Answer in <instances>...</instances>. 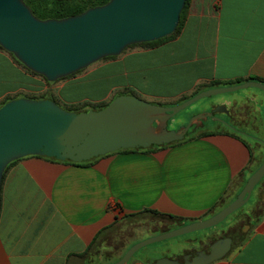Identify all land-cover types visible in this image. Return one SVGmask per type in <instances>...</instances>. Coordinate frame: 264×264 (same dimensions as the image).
<instances>
[{
  "label": "crops",
  "instance_id": "crops-1",
  "mask_svg": "<svg viewBox=\"0 0 264 264\" xmlns=\"http://www.w3.org/2000/svg\"><path fill=\"white\" fill-rule=\"evenodd\" d=\"M248 78L264 81V0H191L174 39L129 48L49 85L0 50V103L46 93L63 105L100 103L133 91L174 106L196 91ZM242 99L218 103L264 114V96ZM237 136L215 130L149 150H119L83 165L36 156L18 160L1 187L0 264L115 263L146 239L121 234L127 224L155 217L145 211L188 221L230 204L257 162L250 144ZM128 215L136 216L126 220ZM251 232L232 257L211 264H264V217ZM109 240L121 245L106 253ZM154 256H135L128 264H153Z\"/></svg>",
  "mask_w": 264,
  "mask_h": 264
},
{
  "label": "water",
  "instance_id": "water-1",
  "mask_svg": "<svg viewBox=\"0 0 264 264\" xmlns=\"http://www.w3.org/2000/svg\"><path fill=\"white\" fill-rule=\"evenodd\" d=\"M186 0H110L63 19L41 20L24 0H0V47L33 73L56 82L128 47L153 42L173 34ZM246 88L264 93V82L208 89L174 106L154 104L135 95H119L101 110L72 112L51 99L16 98L0 106V205L7 166L28 156L87 162L119 150L149 149L180 142L189 129L198 128L226 106L198 114L177 130L168 122L196 101ZM224 122V121H223ZM264 178V160L247 179L234 201L204 221L193 222L134 244L112 264H128L142 248L170 238L214 227L242 208ZM264 199V195H263ZM230 244L218 243L194 254L190 264H211L222 259ZM149 256L141 260L148 259ZM156 264H174L163 258Z\"/></svg>",
  "mask_w": 264,
  "mask_h": 264
},
{
  "label": "rangeland",
  "instance_id": "rangeland-1",
  "mask_svg": "<svg viewBox=\"0 0 264 264\" xmlns=\"http://www.w3.org/2000/svg\"><path fill=\"white\" fill-rule=\"evenodd\" d=\"M249 93H255L260 96H264V93L257 89V88H246L242 90H238L236 92H229L224 93L208 98H203L192 105L186 107L185 109L181 110L179 113H177L174 118L168 123V129L169 130H177L183 125H186L192 117L204 113L209 112L212 109H214L216 106H226V105H220L218 103L219 99L222 100H229L232 102L235 101H243L242 98L247 97ZM37 96L40 95H35ZM45 97H47L45 95ZM218 103V104H217ZM60 107L64 109L71 110L70 107L63 105L62 103H58ZM73 112V111H72ZM227 115V114H226ZM251 122H249L248 126L243 128V134L241 136L244 137V139L250 144L252 151L254 152V155H257V162L254 164V169H256L259 164L264 159V121H261V119H264V114L262 113L259 119H256L254 115L252 114ZM214 122H209V127L213 128ZM217 125V123H214ZM222 130V128H220ZM224 129V128H223ZM264 187V179L261 183L257 184V186L254 188L251 197L249 201L239 210L234 212L232 215H230L224 222L221 224L201 230L196 231L193 233H189L186 235L170 238L155 244L148 245L142 249H140L134 257H140L144 254H158L161 252H166V250L171 251L172 253H176L179 251L185 253V250H197L200 251L207 247L213 239L217 240L219 239L223 232H227L226 228L229 226L230 223H232L233 220L237 218H241L242 221L240 223V226L236 227L232 233L229 234V239H232V245L231 250L226 256V259L232 257V255L248 240L250 235L252 234L251 231L254 230V225L257 223V220L259 218L264 217V207L262 205V197H261V188ZM261 202V203H260ZM245 217V219H243ZM248 217V218H247ZM151 221L142 220L137 221V223L127 224L122 229V238H127L130 235H139L143 238H151L159 235V230L157 228H161L162 230L165 229L167 226V220L161 217H154L152 216ZM137 220V219H135ZM231 225V224H230ZM242 225V226H241ZM170 229L172 230L177 229V223L171 224ZM251 227V228H250ZM156 229V230H154ZM145 240V239H144ZM107 245L104 246V251L106 253L112 252L118 245L120 246L121 243H118L113 240H109ZM108 250V251H106ZM217 260L216 262H218ZM112 264V263H111Z\"/></svg>",
  "mask_w": 264,
  "mask_h": 264
},
{
  "label": "trees",
  "instance_id": "trees-1",
  "mask_svg": "<svg viewBox=\"0 0 264 264\" xmlns=\"http://www.w3.org/2000/svg\"><path fill=\"white\" fill-rule=\"evenodd\" d=\"M109 1L110 0H24V2L27 4V6L32 10L33 14L37 18H39L41 20H47V19H63V18H67V17H70V16L79 15V14L85 12L86 10H88L90 8L104 5V4L108 3ZM190 6H191V0H186L185 6H184L183 11H182L181 16H180L179 24H178V26H177V28H176V30H175V32L173 34H171V35H169V36H167V37H165L163 39L157 40V41L147 42V43H141V44H135V45H132V46L128 47L127 49L133 48V47H138V46L139 47L146 48V49L153 48V47H156V46H158V45H160V44H162V43H164L166 41L172 40L175 37H177L179 35V33L181 32L182 28L184 27L185 21L187 19L188 14H189ZM0 50L4 51L8 55H10V57L14 60V62L16 64H18L19 66L23 67L24 69H26L31 74L43 78L48 85L53 83V82L47 81L44 77H42L40 75H37V74L33 73L32 71H30L29 69H27L11 53L5 51L2 47H0ZM116 57H108V58H105L103 60L112 59V58H116ZM73 75L74 74H72L70 76H73ZM70 76H68V77H70ZM249 80H255V81L264 82L260 78H248V79H245V80H240V81L232 82L231 84L244 83V82H247ZM199 92L200 91H196L191 96L182 98L181 101H180V103H183L184 101L192 98L193 96L197 95ZM121 94L122 95L123 94L136 95L133 91H125V92H122ZM45 95L47 97H45ZM26 97L32 98V99H51V100H53L57 104L60 102L54 96H49L48 93L42 94L40 96H37V98H36V96H26ZM16 98H19V97L18 96L7 97V98H5L0 103V106H2L3 104H5L6 102H8L10 100H13V99H16ZM151 103H153V102H151ZM108 104H109V102H100V103L83 102V103L72 104V105H65V106H68V107L71 108V110L66 109L68 111L83 112V111H88V110H101V109L105 108ZM154 104H158V103H154ZM227 133L230 134V135H232V136H237V133L234 132V131L227 130ZM174 143H177V142H174ZM174 143H172V144H174ZM161 147H163V146H161ZM151 148H158V147L157 146H153ZM151 148H149V149H151ZM149 149H146V150H149ZM128 150H136V149H127V150H123V151H128ZM36 157L44 158V159H47L49 161H54V162H63V161H58V160H56L54 158L40 157V156H36ZM263 160H262V162H263ZM17 161H14V162L10 163L7 166L6 170H5V173ZM64 162L65 163H70V164H76V165H83V164L90 163L91 160L90 161H87V162H82V163H74V162L69 161V160L64 161ZM261 163L259 164V166L261 165ZM258 167L256 169H258ZM256 169H254L251 172V174ZM5 173H4V176H5ZM4 176H3V179H4ZM145 212L152 213L156 217L159 216V217L164 218L166 220L176 221L178 223L177 226H180L182 224V222H181L182 220L179 219V218H175V217L168 216V215H160L158 213H155L154 211H145ZM135 216L136 215H128V216H126V220L132 219ZM169 230H172V229H169Z\"/></svg>",
  "mask_w": 264,
  "mask_h": 264
},
{
  "label": "flooded vegetation",
  "instance_id": "flooded-vegetation-1",
  "mask_svg": "<svg viewBox=\"0 0 264 264\" xmlns=\"http://www.w3.org/2000/svg\"><path fill=\"white\" fill-rule=\"evenodd\" d=\"M238 84H242V83H238ZM235 85H237V84H235ZM231 104L234 105L235 103L232 102ZM232 105L231 106L230 105H226L227 109L229 110L228 115H226V113H224V112L221 113V114H216V116L219 117L220 119H222L224 122L223 121L222 122H218V121H214L212 119H208V120L204 121L203 125L198 127V128H195V126L193 125L189 129V131L187 132L185 138H187L189 136L197 135V134H200V133H209V132H214L215 130H221L220 128H222V130L234 131V132H236V133H238L240 135L243 134V128L248 126L249 122H251V117H250L249 113L245 112L244 110H241V109H235L234 110ZM254 117H256V119H259L260 115L256 114ZM170 121L168 123H170ZM209 122H214V123L216 122L217 125H215L213 123V128H210L209 127ZM263 179L259 183H261L263 181ZM261 192H262L261 193V197H262V201L261 202H262V205L264 207V199H263L264 187L261 188ZM228 204H225L222 207H220L219 209H217L216 211H212L211 213H208V214H206V215H204L202 217H199L198 219H192V220H188V221H181L182 224L180 226H177V228L182 227L184 225L191 224L193 222L204 221V220L210 218L211 216L215 215L219 211H221ZM243 219H245V217ZM241 221H242L241 218H237V219L233 220L232 223H230L231 225L229 224V226H227V228H226L227 232H223L222 236L219 239H217V240L213 239L211 241V243L207 247H205L204 249H202L200 251H197V250H194V249L193 250H185V253H184V251L183 252L179 251V254H178V252H176L175 254L172 253V255L170 254L171 253L170 250H166V252H161V253H158V254L154 253V255H155L154 259H156V260H154L153 264H156L155 261H157L159 259H163V258L170 259L171 261L175 262L174 264H190L192 262V259L190 258L192 255L208 251L213 246H216L218 243H222V242L225 243V245L226 244L227 245L230 244V250H231L232 239H229V234L232 233L237 226L238 227L240 226ZM175 223H177V222L176 221L167 220V225H165L167 227L165 229L162 230L161 228H157V230L160 231L159 234L170 231L169 230L170 229L169 226L171 224H175ZM230 250L228 251V253L224 257L228 256Z\"/></svg>",
  "mask_w": 264,
  "mask_h": 264
}]
</instances>
